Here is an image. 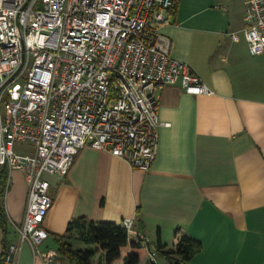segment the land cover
Segmentation results:
<instances>
[{"label":"crops","instance_id":"0c3cea01","mask_svg":"<svg viewBox=\"0 0 264 264\" xmlns=\"http://www.w3.org/2000/svg\"><path fill=\"white\" fill-rule=\"evenodd\" d=\"M245 0H179L161 32L171 55L190 65L213 94L187 93L179 84L158 90L157 154L149 169L84 145L63 174H46L53 204L38 244L56 250L54 234L79 216L122 223L134 217L130 238L144 246L138 264H149L158 239L172 246L182 232L202 244L187 264H264V51L249 52L242 33ZM237 31V39L228 32ZM18 148H23L18 146ZM6 229L0 227V264L5 245L17 241L27 180L12 169L3 196ZM75 248L93 249L73 231ZM130 244L111 264H123ZM58 257V256H57ZM159 261L164 259L157 254ZM59 264H69L57 259ZM106 264L98 251L92 264ZM16 264H43L29 243Z\"/></svg>","mask_w":264,"mask_h":264},{"label":"built area","instance_id":"2783aa9c","mask_svg":"<svg viewBox=\"0 0 264 264\" xmlns=\"http://www.w3.org/2000/svg\"><path fill=\"white\" fill-rule=\"evenodd\" d=\"M177 1L0 0V167L8 178L20 169L27 180L7 264L26 243L43 264H59L56 250L37 247L48 237L43 222L53 204L47 173L65 174L86 144L149 169L158 128L169 124L158 119V90L179 84L187 93H214L171 55L160 30ZM244 20L249 52H263L264 0H245ZM122 224L135 233L134 217ZM149 257L163 264L154 250Z\"/></svg>","mask_w":264,"mask_h":264},{"label":"trees","instance_id":"16d2710c","mask_svg":"<svg viewBox=\"0 0 264 264\" xmlns=\"http://www.w3.org/2000/svg\"><path fill=\"white\" fill-rule=\"evenodd\" d=\"M7 168L0 167V227L6 229L7 216L4 207V191L7 179ZM78 231L79 239L93 249L75 248L69 240L71 233ZM56 242L57 259H66L69 264H92V257L98 251L105 252V263L111 264L121 256V248L128 243L130 250L123 264H138L144 246L141 239L130 238L127 227L122 223L113 221H93L85 216L71 219L63 234H54ZM202 244L199 240L186 232L176 236L172 246L157 240L153 249L164 259V264H187L191 258L201 250ZM8 248L5 245L4 257ZM101 264V263H99ZM153 264V263H149Z\"/></svg>","mask_w":264,"mask_h":264}]
</instances>
